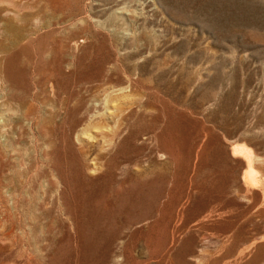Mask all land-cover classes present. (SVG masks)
<instances>
[{
  "label": "rangeland",
  "instance_id": "rangeland-1",
  "mask_svg": "<svg viewBox=\"0 0 264 264\" xmlns=\"http://www.w3.org/2000/svg\"><path fill=\"white\" fill-rule=\"evenodd\" d=\"M0 264H264V0H0Z\"/></svg>",
  "mask_w": 264,
  "mask_h": 264
},
{
  "label": "bare ground",
  "instance_id": "bare-ground-1",
  "mask_svg": "<svg viewBox=\"0 0 264 264\" xmlns=\"http://www.w3.org/2000/svg\"><path fill=\"white\" fill-rule=\"evenodd\" d=\"M18 35V34H17ZM21 36V35H20ZM24 38V37H23ZM22 39V38H21ZM116 105L114 104V102L112 103V104H109V106H107L106 107V109H105V116L107 117V118H112V116L113 115H115L114 113H116L115 111H116V107H115ZM119 122L120 121H118V124H119ZM117 124V125H118ZM116 125V126H117ZM251 168V167H250ZM250 170V169H249ZM252 173V170L249 172V174H251ZM252 175H253V173H252ZM251 175V176H252ZM250 176V175H249ZM250 178V177H249ZM254 178V177H253Z\"/></svg>",
  "mask_w": 264,
  "mask_h": 264
}]
</instances>
